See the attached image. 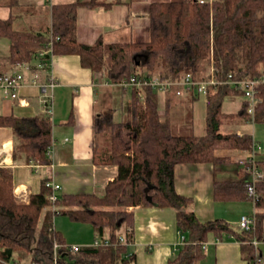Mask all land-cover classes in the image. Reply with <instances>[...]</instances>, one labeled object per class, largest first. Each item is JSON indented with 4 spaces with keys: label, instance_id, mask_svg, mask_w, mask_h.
Listing matches in <instances>:
<instances>
[{
    "label": "trees",
    "instance_id": "16d2710c",
    "mask_svg": "<svg viewBox=\"0 0 264 264\" xmlns=\"http://www.w3.org/2000/svg\"><path fill=\"white\" fill-rule=\"evenodd\" d=\"M6 1L9 8L19 3ZM110 5L100 0L52 5L51 24L44 32L19 31L12 17L0 20V39L9 42L8 57L0 59V76L34 62L52 42L53 56H78L81 66L101 83L107 80L116 84L136 74L161 81H178L189 74L195 81H208L212 67L220 81L229 75L235 80L264 78V0H150L148 41L105 44L99 38L92 45L80 43L78 10ZM42 60L48 62L49 55ZM115 89L130 94L123 115L128 119L117 121L116 110L99 113L93 119V161L118 169L103 196L63 194L53 205L47 199L50 190L44 182L39 193L22 202L15 195L12 171L0 167V264L16 261V254L25 255L28 264H53L55 245L59 246L57 264H135L136 255L129 250L134 243L135 224L129 209L135 207L176 211V227L184 243L168 264H201L210 236L217 240L234 237L244 261L262 264L254 243H264V180L255 184L258 196L253 228L244 231L223 220L199 221L190 210L191 199L176 192L175 168L211 164L216 174L229 161L217 151L250 153L257 143L252 134L226 133L222 127L226 120L235 118L264 124V84L257 88L253 115L248 113V102L241 91L228 85L209 88L202 136L194 135L191 120L182 128L172 121L169 114L175 106V93L167 95L162 116V99L152 88ZM186 96L181 103L191 104L198 98ZM237 97L244 98L239 111L234 115L224 113V102ZM0 127L13 131L15 160L51 164L53 122L45 113L36 117L0 116ZM213 195L216 201H253L246 180L215 181ZM58 215L89 225L95 239L107 238L111 245L82 247L71 254L63 234L55 228Z\"/></svg>",
    "mask_w": 264,
    "mask_h": 264
},
{
    "label": "crops",
    "instance_id": "0c3cea01",
    "mask_svg": "<svg viewBox=\"0 0 264 264\" xmlns=\"http://www.w3.org/2000/svg\"><path fill=\"white\" fill-rule=\"evenodd\" d=\"M73 1L53 0L52 5ZM100 1H106L111 5L107 8L82 7L78 10L77 36L80 43L92 45L99 38H102L105 44L149 40L150 0ZM5 2L8 1L0 0V20L6 21L12 17L15 29L23 31L18 28H28L31 29L29 31L32 29L39 31L42 18L47 28L50 26L52 5L43 4L38 0H19L18 6L9 8ZM0 41L2 59L9 55V42H3L1 39ZM49 74L57 81V86L52 91L54 99L52 164L37 166L36 163L26 162L24 158L15 160L13 131L0 127V167L12 171L15 190L24 191L28 200L31 195L41 191L46 180L59 184L62 188L61 195L103 196L107 184L118 175V169L94 163L93 119L99 113L118 108L120 113L125 115L130 94L102 86L101 81L90 70L81 66L79 57L75 55L54 56ZM26 77L27 85L19 92V100H24L26 105H21L19 100L5 99L0 92V116L36 117L44 114L40 90L29 85L31 77L29 75ZM186 99L187 96L176 97L175 102ZM226 105L231 108L226 111L223 109V112L229 115L236 114L241 108V103H237L235 99L224 103L223 108ZM243 123L235 125L233 131L238 135L248 133L243 129L241 125ZM254 138L257 137L254 135ZM260 152L257 160L264 172V155ZM217 155L228 157L232 161L222 166L216 174L211 164L176 166L175 189L179 195L191 199L190 210L199 221L223 220L237 228L242 216L253 214L252 202L216 201L213 186L215 181H248L239 161L246 159L249 153L234 150L219 151ZM129 211H133L134 214V243L129 250L136 255L135 264H168L179 250L181 241L176 227V211L171 208L155 207H135ZM84 244L87 243L75 245L84 247ZM240 247V243L232 236L222 240L210 236L201 264H249L242 259ZM258 248L264 264V243H260Z\"/></svg>",
    "mask_w": 264,
    "mask_h": 264
},
{
    "label": "built area",
    "instance_id": "2783aa9c",
    "mask_svg": "<svg viewBox=\"0 0 264 264\" xmlns=\"http://www.w3.org/2000/svg\"><path fill=\"white\" fill-rule=\"evenodd\" d=\"M43 4L52 5L53 0H38ZM49 55V61L42 60L45 56ZM53 44L49 42L47 47L37 54V58L34 62L24 63L19 65L13 71L0 76V92L5 99L10 100H19L20 90L27 85V75L31 77L30 84L34 87H37L40 90L41 100L44 104V113L51 118L53 117V89L57 86V81L54 76L49 74L52 60H53ZM49 70V71H48ZM215 69L211 68V77L208 81H195L191 75H186L178 81H161L159 78H145L139 76L138 74L131 76L127 80H123L119 83H112L107 80H104L101 85L104 87L110 88H120L124 91H131L133 89L141 90L145 87L152 88L162 99H166L169 93H175L177 97H184L186 95H193L195 97H207L208 89L214 88L217 89L221 85H228L234 87L235 89L241 91L244 94V98L248 102V113L253 115L254 108L258 103L256 97L257 88L264 84V78H256L253 80H235L232 75H229L228 78L224 81L217 79L215 75ZM141 96V93H139ZM21 105H26V102L19 100ZM67 141V140H66ZM54 144H52L50 150V157H52V152L54 150ZM261 147L258 143L254 144L252 151L249 153V156L246 159H243L241 162L242 171L245 176L248 177L247 181V191L249 196L253 199L252 204L254 206L255 199H257V194L255 191V184L264 180V172L260 169L258 164L257 155L260 152ZM35 163V162H33ZM52 164V161H51ZM50 164V165H51ZM36 165H40L36 163ZM45 186L50 190L48 195V201L50 204H55L60 195H61V186L56 184L51 180L45 181ZM15 195L22 202H28L26 198V193L24 191H16ZM254 212L252 215L242 216L239 221V228L244 231H250L254 225ZM121 243H125L123 238H120ZM184 237H181L180 247L183 246ZM255 246H258L260 243L255 242ZM111 243L109 239H95L91 247L100 248L108 247ZM129 245V244H128ZM130 246V245H129ZM82 247L78 245L69 246V251L71 254H76L80 251ZM58 249L59 246L55 245L54 247V261L53 264L58 262ZM204 252H206V245H204ZM1 264H20L17 261L6 262L2 261Z\"/></svg>",
    "mask_w": 264,
    "mask_h": 264
},
{
    "label": "rangeland",
    "instance_id": "374dc122",
    "mask_svg": "<svg viewBox=\"0 0 264 264\" xmlns=\"http://www.w3.org/2000/svg\"><path fill=\"white\" fill-rule=\"evenodd\" d=\"M70 1H73V0H70ZM18 29L23 30V31L31 30L28 28H18ZM46 29H47L46 22L44 21V18H42V26L40 27L39 31L44 32L46 31ZM32 31L34 30L32 29ZM1 40L3 42H7L6 39H1ZM232 100L233 99L226 100L224 103L231 102ZM243 100L244 98H241V97L235 98V101L237 103H242ZM191 104H183L181 102H175V106L171 109L169 116L171 117L172 121L177 126H179V128H182V126H185V125L188 126L189 120H191V124L193 125L192 127H194V135L196 136L204 135L206 112H207L206 99L205 97L202 96V97L197 98L192 105ZM230 108L231 107L229 105H226L224 106L223 109L224 111H226V110H229ZM160 109H161L160 111L163 116V113H165V109H166L165 100L163 98H162V106ZM124 117L125 116H123V113H120V109L119 108L116 109L115 119L117 121H123V119L125 120L128 119V117L127 118L126 117L124 118ZM238 123L240 125V123H243V122L236 118L228 119L225 121V125L227 127L223 125L222 131L226 133L228 132L234 133L233 130H235V125H237ZM241 125L246 132L253 134V138H254V135L257 137V138H254V140L256 139L257 143H259V145L261 146L260 153L264 155V124L243 123ZM220 151H234V150H220ZM222 158H227L229 160L227 163H230L232 161V160L230 161V158L228 157H222ZM243 159L239 161L240 165ZM54 225H55V228L63 234L66 240V244L68 246H73L77 243H87V244H84L83 246L91 247V245L95 241V234L89 225L75 223L68 216H65V215L56 216L54 220ZM14 257H15V260L19 262L20 264H28V261L25 255L16 254Z\"/></svg>",
    "mask_w": 264,
    "mask_h": 264
}]
</instances>
